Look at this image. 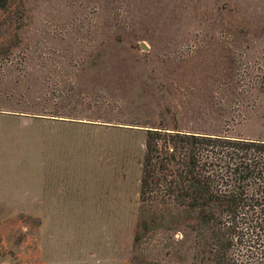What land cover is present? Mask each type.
<instances>
[{
	"label": "rangeland",
	"instance_id": "rangeland-1",
	"mask_svg": "<svg viewBox=\"0 0 264 264\" xmlns=\"http://www.w3.org/2000/svg\"><path fill=\"white\" fill-rule=\"evenodd\" d=\"M159 123L264 142V0H8L0 264H202L195 212L138 200Z\"/></svg>",
	"mask_w": 264,
	"mask_h": 264
},
{
	"label": "trees",
	"instance_id": "trees-1",
	"mask_svg": "<svg viewBox=\"0 0 264 264\" xmlns=\"http://www.w3.org/2000/svg\"><path fill=\"white\" fill-rule=\"evenodd\" d=\"M7 2L0 0V10ZM143 148L138 200L195 212L200 263L264 264L263 141L168 131L159 123L146 130Z\"/></svg>",
	"mask_w": 264,
	"mask_h": 264
}]
</instances>
